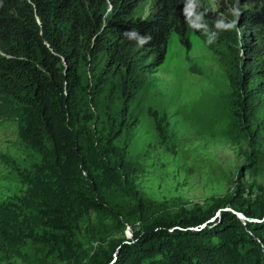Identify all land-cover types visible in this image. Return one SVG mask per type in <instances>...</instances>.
Listing matches in <instances>:
<instances>
[{
	"label": "trees",
	"instance_id": "trees-1",
	"mask_svg": "<svg viewBox=\"0 0 264 264\" xmlns=\"http://www.w3.org/2000/svg\"><path fill=\"white\" fill-rule=\"evenodd\" d=\"M146 1L0 0V121L15 123L37 157L30 172H19L25 194L0 205V255L25 260L34 244L55 264H264L263 187L254 200L240 188L207 204L150 212L136 198L128 162L170 37L190 49L196 34L229 81L227 134L247 141L248 165L257 167L264 0H221L204 21L188 14L196 0H153L150 14L137 16ZM219 18L236 27L217 29ZM121 195L135 204L123 206ZM137 222L144 228L132 238L108 241Z\"/></svg>",
	"mask_w": 264,
	"mask_h": 264
},
{
	"label": "rangeland",
	"instance_id": "rangeland-1",
	"mask_svg": "<svg viewBox=\"0 0 264 264\" xmlns=\"http://www.w3.org/2000/svg\"><path fill=\"white\" fill-rule=\"evenodd\" d=\"M152 3H143L137 16L147 17ZM195 4L188 9L189 16L204 21L210 12L219 10L221 0H196ZM190 42L187 49L178 37H170L165 62L148 84L146 112L129 149L131 185L150 212L192 208L212 198L235 195L240 188L254 200L259 187L264 188V156L256 161V168L249 166L247 141L232 140L227 134L230 115L224 100L231 88L217 56L196 34H191ZM261 102L264 128V96ZM36 160L35 153L19 140L18 126L0 121V205L25 194L28 185L19 172H30ZM134 198L121 195L118 202L132 206ZM100 221L95 219L97 225ZM142 228L143 223L137 222L122 234L109 235L108 241L127 240ZM46 252L29 244L30 258L4 253L0 261L55 264Z\"/></svg>",
	"mask_w": 264,
	"mask_h": 264
},
{
	"label": "clouds",
	"instance_id": "clouds-1",
	"mask_svg": "<svg viewBox=\"0 0 264 264\" xmlns=\"http://www.w3.org/2000/svg\"><path fill=\"white\" fill-rule=\"evenodd\" d=\"M231 13L232 15L238 17L240 12H239V9L238 8H232L231 10ZM216 28L217 29H221V30H231V29H234L236 27V21L235 20H231L230 22H225L224 18H219L217 21H216ZM200 27H203L205 32H208V29H207V26L206 25H200ZM133 35H135L133 33ZM215 33H211V35L209 36V43L213 42L214 38H215ZM148 39L147 37H140L139 38V43L141 45L145 44L148 42Z\"/></svg>",
	"mask_w": 264,
	"mask_h": 264
},
{
	"label": "water",
	"instance_id": "water-1",
	"mask_svg": "<svg viewBox=\"0 0 264 264\" xmlns=\"http://www.w3.org/2000/svg\"><path fill=\"white\" fill-rule=\"evenodd\" d=\"M241 219H246L242 214H238Z\"/></svg>",
	"mask_w": 264,
	"mask_h": 264
}]
</instances>
